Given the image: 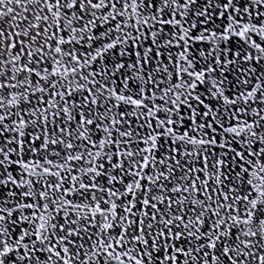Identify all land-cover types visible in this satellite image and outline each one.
Instances as JSON below:
<instances>
[{"label":"snow or ice","instance_id":"snow-or-ice-1","mask_svg":"<svg viewBox=\"0 0 264 264\" xmlns=\"http://www.w3.org/2000/svg\"><path fill=\"white\" fill-rule=\"evenodd\" d=\"M0 264H264V0H0Z\"/></svg>","mask_w":264,"mask_h":264}]
</instances>
